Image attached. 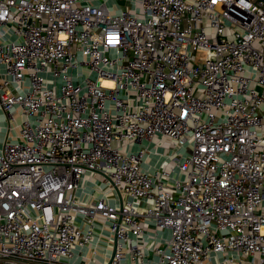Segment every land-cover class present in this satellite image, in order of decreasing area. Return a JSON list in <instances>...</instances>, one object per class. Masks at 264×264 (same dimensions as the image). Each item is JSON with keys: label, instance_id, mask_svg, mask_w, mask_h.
Here are the masks:
<instances>
[{"label": "built area", "instance_id": "built-area-1", "mask_svg": "<svg viewBox=\"0 0 264 264\" xmlns=\"http://www.w3.org/2000/svg\"><path fill=\"white\" fill-rule=\"evenodd\" d=\"M108 2L0 0V264H264V2Z\"/></svg>", "mask_w": 264, "mask_h": 264}, {"label": "crops", "instance_id": "crops-1", "mask_svg": "<svg viewBox=\"0 0 264 264\" xmlns=\"http://www.w3.org/2000/svg\"><path fill=\"white\" fill-rule=\"evenodd\" d=\"M127 3L125 4H122L123 2H126ZM129 0H109V5L111 7V10L113 12H119L120 10H123V9H129L131 10L132 7H133V3ZM131 5H130V4ZM1 119H3V117H1ZM0 139H3L1 136H0ZM148 144L147 141H143V143L141 144L142 146H146ZM156 149V152L154 153H151L150 156L148 157V162L144 163V166L146 168H149V169H153L154 168V165H159V163L163 160V157L161 156V153H165V152H168V145L165 144V145H160V146H155L154 147ZM178 175V174H177ZM150 230H154L153 227H150ZM105 244L104 241H102V244H100V248H98V254L96 256V260L94 261L93 258L90 259V262L91 264H103L105 263L107 260L110 259V253L109 251H107L105 249V246L103 245ZM113 251V250H112ZM85 253L86 255H88L89 257L92 256V247H89L87 249H85ZM84 262H87L88 260L85 258L83 260Z\"/></svg>", "mask_w": 264, "mask_h": 264}, {"label": "rangeland", "instance_id": "rangeland-1", "mask_svg": "<svg viewBox=\"0 0 264 264\" xmlns=\"http://www.w3.org/2000/svg\"><path fill=\"white\" fill-rule=\"evenodd\" d=\"M128 1H129V0H128ZM130 1H133V0H130ZM124 3L126 4L127 1H126V2H123L122 4H124ZM130 3H131V2H130ZM130 3H129V4H130ZM130 5H131V4H130ZM94 76H95V75H94ZM20 119H21V114H20V113H17V115H16V120L18 121V120H20ZM0 122H3V123H4V120L1 119Z\"/></svg>", "mask_w": 264, "mask_h": 264}, {"label": "water", "instance_id": "water-1", "mask_svg": "<svg viewBox=\"0 0 264 264\" xmlns=\"http://www.w3.org/2000/svg\"><path fill=\"white\" fill-rule=\"evenodd\" d=\"M262 1L264 2V0H262ZM116 242H117V238H115V246H114V249H113V254L115 253V250H116ZM111 260H112V257L110 258L108 264H110Z\"/></svg>", "mask_w": 264, "mask_h": 264}]
</instances>
